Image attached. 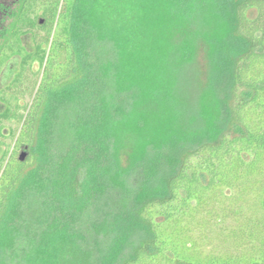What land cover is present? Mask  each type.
I'll return each mask as SVG.
<instances>
[{"label": "trees", "instance_id": "trees-1", "mask_svg": "<svg viewBox=\"0 0 264 264\" xmlns=\"http://www.w3.org/2000/svg\"><path fill=\"white\" fill-rule=\"evenodd\" d=\"M15 6L0 72L35 80L0 113V264H264V0Z\"/></svg>", "mask_w": 264, "mask_h": 264}, {"label": "rangeland", "instance_id": "rangeland-1", "mask_svg": "<svg viewBox=\"0 0 264 264\" xmlns=\"http://www.w3.org/2000/svg\"><path fill=\"white\" fill-rule=\"evenodd\" d=\"M17 0H0V3H3L5 6L16 8L15 3ZM251 17L254 16V12L250 13ZM9 23V20L6 21L5 24ZM21 44L25 47L26 50L30 51L32 49L33 44L30 39H25L23 37ZM19 64H20V58L14 57L10 59L5 66L1 69L0 72V92L3 91L5 95L0 93V113H2L6 107L10 108V110H15L16 105H18L21 110L24 108V106H27L30 104L31 101V94H32V84L35 80V76L33 75L34 69L31 71L30 69L25 70V73L23 74L20 83L16 84L15 87H12V82L19 71ZM192 71L196 75V84L193 87V91L191 92L192 97L194 98L196 94L199 93V90L204 82L206 73H207V59H206V47L199 43L197 47L196 56L194 59V63L191 66ZM7 86H10L11 90H7ZM17 110V109H16ZM16 124L14 121L5 122L4 123V131L5 138L1 140L0 144V156L2 152L10 148V151L12 152L13 143L10 138V132L12 130H15ZM23 155L22 151H17L16 156L21 157ZM25 157H23L24 160Z\"/></svg>", "mask_w": 264, "mask_h": 264}, {"label": "water", "instance_id": "water-1", "mask_svg": "<svg viewBox=\"0 0 264 264\" xmlns=\"http://www.w3.org/2000/svg\"><path fill=\"white\" fill-rule=\"evenodd\" d=\"M21 160H23V155H21Z\"/></svg>", "mask_w": 264, "mask_h": 264}]
</instances>
